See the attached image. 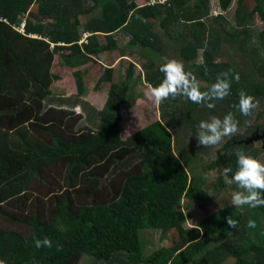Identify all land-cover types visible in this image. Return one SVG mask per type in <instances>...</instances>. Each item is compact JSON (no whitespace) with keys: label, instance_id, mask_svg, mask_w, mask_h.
I'll return each mask as SVG.
<instances>
[{"label":"trees","instance_id":"trees-1","mask_svg":"<svg viewBox=\"0 0 264 264\" xmlns=\"http://www.w3.org/2000/svg\"><path fill=\"white\" fill-rule=\"evenodd\" d=\"M135 1L0 0V93L14 96L16 116L25 118L7 126L18 127L23 145L0 166V259L8 264H80L85 258L90 264H264V207L210 210L213 199L195 173L201 160L197 165L191 157L180 159L178 154L188 150L174 149L176 138L160 120L120 135V110L132 100L133 89L142 83L157 86L163 80L160 65L175 58L202 90L221 72L240 75L214 109L183 96L159 104L161 115L172 118L167 124L177 125L192 152L211 148L198 144L201 120L228 112L239 120L244 130L224 139L203 169L225 174L231 167L234 173V146L259 157V149L242 141L264 129L257 123L264 113L256 107L243 116L232 106L239 103L241 89L264 101V29L254 30L256 17L264 23V0H237L233 22L222 13L210 15L211 0H148L142 6ZM231 2L217 0L221 11ZM120 34L128 38L125 47ZM56 47L64 52L56 54ZM114 52L139 64L147 54L146 72L134 77L136 65L129 61L114 80L113 68L106 67L97 85L109 86L104 105L94 110L96 124L79 126L83 73H74L77 95L67 96L64 107L56 98L66 94L55 86L62 77L55 72V59L58 55L74 69ZM180 98L185 110L178 113L174 101ZM216 180L218 188L226 184L222 176ZM194 204L203 217L189 225ZM229 215L238 221L236 229L227 225ZM249 219L256 221L255 229L247 227ZM155 232L167 245L146 254L147 236ZM45 236L53 246L36 248L34 239Z\"/></svg>","mask_w":264,"mask_h":264},{"label":"rangeland","instance_id":"rangeland-1","mask_svg":"<svg viewBox=\"0 0 264 264\" xmlns=\"http://www.w3.org/2000/svg\"><path fill=\"white\" fill-rule=\"evenodd\" d=\"M236 2L237 0H232L229 8L227 10H224L222 13L224 16L227 17L228 20L233 22L234 20V11L236 8ZM135 3L137 5H145L148 3V0H136ZM210 10L211 13H217L219 12V8H217V1L212 0L210 1ZM249 3H253L250 1ZM93 15V14H92ZM256 29L257 32H262L264 29V23H260V20L258 17H256V21L254 23V30ZM120 38V44L121 46H126L127 44V37H124L123 35H119ZM226 46H223V48ZM63 47H56L55 48V53L60 54L61 52L63 53ZM145 55V58H141L142 61L139 64V59L136 58H128V57H120L118 53H110V56L108 58H105L104 56H101L97 58L98 62L93 61H88L87 64L83 65L82 64L74 69H71L67 66L64 65L63 59L61 60L59 56L57 55L55 59V65L56 66V71L58 72L62 77H61V82L60 80L56 82L55 86H59L60 89L65 90V94L70 97H74L77 95V85H76V78L74 76V73L79 70L80 72L83 73V79L85 83V96L84 98H81L83 100V103H81V106L76 109L77 113H82L83 114V120L80 122L79 126L83 125H88V126H94L96 124V114L94 113L95 111H98L102 108L104 105V101L106 100L107 96V91H108V84H101L100 87H98L97 83L99 78L101 77L104 69L106 67L113 68L114 70V80H116L117 76H121L124 74V70L126 66L128 65L129 61H133V63L136 65L134 74L133 76H144V73L146 72L145 69L142 67L144 62L148 60L149 56ZM158 60V57L155 56L153 58V61ZM146 63V62H145ZM120 64V66H119ZM58 66H62L58 68ZM150 87L146 86L144 83L137 85L132 93H131V101H128L125 106H123L120 110L121 116H122V121H121V130H120V135L121 138L128 137L134 132H137L144 128L145 126L156 122L160 120L162 124H164L169 130H172V133L174 137L176 138L175 146L174 149L176 150L179 148H185L186 151L182 155L178 154L179 152L176 151V154L180 157V159H184L185 161L189 160L188 158L191 157L193 158L192 161H194L195 164H199V161L201 160V166L195 168V173H197L199 176L203 177V182L204 186L203 189H207L206 193L209 197H212L213 199V206L212 209H218L222 207H229L233 206L231 202V196L234 191L239 190L237 185L235 183L231 184H224L223 187L218 188V181L216 180L217 176H222L224 178L225 182V174L221 171L218 170H204L203 168L205 167V163L209 162L212 160V151L219 146L220 144L216 146H211V148L208 150V153L202 154L198 151H189L190 149V143L188 142L187 138L185 137V134L183 136L179 134V130L177 128L176 124H171L170 126L167 124V121L171 120L170 116L166 115L165 117L161 115V109L160 105L154 103L153 101L148 100L145 97V92L149 91ZM81 100V101H82ZM174 108H177L178 113L184 112L185 106L184 98L177 99L174 101ZM68 105V103H67ZM67 107V106H66ZM76 108V107H75ZM257 111L260 113H264V101H259L258 106H257ZM172 112V109H171ZM161 116V117H160ZM176 116V114H175ZM255 117V116H254ZM253 117V118H254ZM174 118V117H173ZM255 119V118H254ZM260 125H264V118L261 119L260 121L257 122ZM244 130L243 127L239 128L237 133H240ZM183 131H185L183 129ZM258 131L260 133L264 132V129L258 128ZM236 133V134H237ZM256 133V132H255ZM253 133L252 135H254ZM179 135V136H178ZM251 135V136H252ZM178 136V137H177ZM232 136L225 137L224 139L231 138ZM248 137L245 139L242 143L246 144V140L251 138ZM223 139V140H224ZM259 141V142H258ZM187 145V146H186ZM246 145H250L252 148H257L260 150V155L259 159L264 162V139L263 140H254L252 143H248ZM190 168H188L189 170ZM203 169V170H202ZM190 172V170H189ZM192 175L193 172H191ZM228 177V176H227ZM228 179H230L228 177ZM238 211H244L247 212L249 211L248 206H243V207H236ZM191 213V219L188 221L189 225H194L199 222V220L203 217V214L201 211L198 210L197 205L194 204V207L190 211ZM160 235L159 233L155 232L147 236L148 244L145 245L144 247V253L149 254L154 250H157L163 246H166L167 240L164 239H159ZM212 238V237H211ZM216 241V237L212 239V243ZM88 259H82L80 261V264H90V262H87Z\"/></svg>","mask_w":264,"mask_h":264},{"label":"clouds","instance_id":"clouds-1","mask_svg":"<svg viewBox=\"0 0 264 264\" xmlns=\"http://www.w3.org/2000/svg\"><path fill=\"white\" fill-rule=\"evenodd\" d=\"M159 71L163 73L162 82L157 86H151L149 91L145 92V97L156 104L183 96L195 104L214 109L215 101L223 100L230 95L232 82L239 83L240 81L239 73L229 69L219 73L215 82L207 90H202V85L197 77L185 69L181 60L175 58H165ZM258 103L254 96L241 89L239 103L232 107L237 108L243 116H250ZM238 130L239 120L236 119L233 112H228L223 118L213 116L208 120H201L197 125L195 135L199 145L211 147L220 144L225 137L236 134ZM231 154L236 157L235 171L233 173V169L228 167L224 169V172L225 183H235L239 189L232 193L233 206L264 207V162L251 155L243 146H234ZM228 173H233L231 179H228ZM224 219L230 228L238 227V221L231 215ZM256 226V221L249 219L247 227L255 229ZM34 246L36 248H51L53 243L49 237L45 236L42 239L35 238ZM60 250H62V246L57 243V251ZM0 264H8V262L5 259H0Z\"/></svg>","mask_w":264,"mask_h":264},{"label":"crops","instance_id":"crops-1","mask_svg":"<svg viewBox=\"0 0 264 264\" xmlns=\"http://www.w3.org/2000/svg\"><path fill=\"white\" fill-rule=\"evenodd\" d=\"M217 6H218V4H217ZM217 8H219V7H217ZM222 12L223 11H221L219 9V12H217V13H222ZM217 13H211V10H210V15H212V16L216 15ZM101 56L108 58L110 56V54H101V55L95 57L94 61L101 64V62H99L97 60V58H99ZM83 65H85V64H83ZM60 82H61V80H60ZM55 85H57V84H55ZM11 97H14V96H11ZM11 97H6L3 95V93H0V166L7 165V163H9V159H10L9 153L13 152V151L15 152L17 150H21L22 149L21 145H23V144L18 142V133H16V131H15V130L18 131V127H10V128L7 127L10 124L15 126V124H17L18 121L25 119V118L21 117L18 120V117L16 116L17 107H16V105H15V103ZM56 98L61 100V103L64 107L66 106L67 95L59 96ZM47 99H48V97L46 96L42 100L45 109L48 108V100ZM16 100H18V99H16ZM28 100L29 99H23V103H26V101H28ZM42 112H43V110L40 111L39 114H42ZM77 114H79V113H77ZM80 114H82V113H80ZM25 124H27V123H25ZM2 151H4V153H2Z\"/></svg>","mask_w":264,"mask_h":264},{"label":"water","instance_id":"water-1","mask_svg":"<svg viewBox=\"0 0 264 264\" xmlns=\"http://www.w3.org/2000/svg\"><path fill=\"white\" fill-rule=\"evenodd\" d=\"M264 139V132L260 133L258 130L254 135L251 136L250 139L246 140V144L254 142V140H263Z\"/></svg>","mask_w":264,"mask_h":264},{"label":"flooded vegetation","instance_id":"flooded-vegetation-1","mask_svg":"<svg viewBox=\"0 0 264 264\" xmlns=\"http://www.w3.org/2000/svg\"><path fill=\"white\" fill-rule=\"evenodd\" d=\"M243 142V141H242ZM259 142V141H258Z\"/></svg>","mask_w":264,"mask_h":264}]
</instances>
